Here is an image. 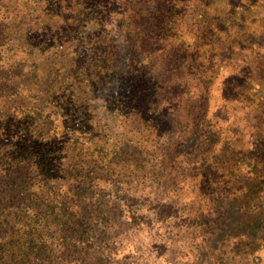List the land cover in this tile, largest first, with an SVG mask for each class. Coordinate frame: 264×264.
I'll use <instances>...</instances> for the list:
<instances>
[{"label": "trees", "instance_id": "obj_1", "mask_svg": "<svg viewBox=\"0 0 264 264\" xmlns=\"http://www.w3.org/2000/svg\"><path fill=\"white\" fill-rule=\"evenodd\" d=\"M261 122L264 0H0V264H264Z\"/></svg>", "mask_w": 264, "mask_h": 264}, {"label": "rangeland", "instance_id": "obj_2", "mask_svg": "<svg viewBox=\"0 0 264 264\" xmlns=\"http://www.w3.org/2000/svg\"><path fill=\"white\" fill-rule=\"evenodd\" d=\"M252 133L256 134L259 133L261 134L262 132H264V125L261 122V125H256V127L252 130H250ZM253 134V138L251 137V134H248L246 132H244L242 130V132L240 133L239 136V140H238V144L239 146L245 147V148H249L250 145L252 144V141L256 140V136ZM248 146V147H246Z\"/></svg>", "mask_w": 264, "mask_h": 264}]
</instances>
